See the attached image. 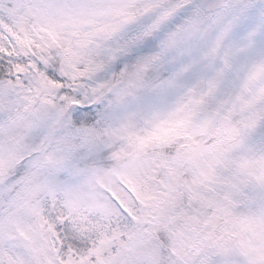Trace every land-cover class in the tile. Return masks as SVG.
<instances>
[{
	"label": "snow or ice",
	"instance_id": "1",
	"mask_svg": "<svg viewBox=\"0 0 264 264\" xmlns=\"http://www.w3.org/2000/svg\"><path fill=\"white\" fill-rule=\"evenodd\" d=\"M0 264H264V0H0Z\"/></svg>",
	"mask_w": 264,
	"mask_h": 264
}]
</instances>
